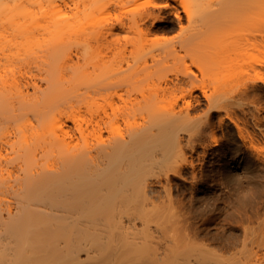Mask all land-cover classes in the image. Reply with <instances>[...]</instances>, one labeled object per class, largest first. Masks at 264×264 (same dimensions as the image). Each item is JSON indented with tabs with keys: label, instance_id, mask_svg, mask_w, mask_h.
<instances>
[{
	"label": "bare ground",
	"instance_id": "6f19581e",
	"mask_svg": "<svg viewBox=\"0 0 264 264\" xmlns=\"http://www.w3.org/2000/svg\"><path fill=\"white\" fill-rule=\"evenodd\" d=\"M110 1L0 0V264H264V60L162 103L218 56L151 37L193 19L189 0L119 22ZM233 11L264 45V0Z\"/></svg>",
	"mask_w": 264,
	"mask_h": 264
},
{
	"label": "rangeland",
	"instance_id": "374dc122",
	"mask_svg": "<svg viewBox=\"0 0 264 264\" xmlns=\"http://www.w3.org/2000/svg\"><path fill=\"white\" fill-rule=\"evenodd\" d=\"M141 1L111 0L110 21L125 20L131 10L143 5ZM248 1L232 0L230 5L225 3V11H222L221 6L224 0H189L193 19L189 20L184 13L182 29L176 26L171 32L160 31L151 35V37H168L175 42L182 39L194 40L195 50L188 53V62L206 59L210 55L218 56L216 72L198 73L187 83L168 86L166 91L160 90L161 96L158 99L162 103L173 100L183 101L185 97H190V90L193 95L198 94L202 103L206 102L204 91L209 93L218 85L230 89L234 84H243L246 77L251 73L254 74L257 67L262 68L259 62L264 60V45L261 41H258V45L251 44L248 41L250 35L247 33V26L241 19H234L233 6L245 5ZM169 26L173 27L174 24L171 23ZM262 70L264 71V68ZM259 84L264 86L263 82ZM138 87L140 92L150 94L154 88V79L145 78ZM261 93L264 94L263 89ZM113 97L116 102L121 103V98H127V93L120 88ZM121 126L123 127L124 123ZM217 136L223 139L222 129L218 130Z\"/></svg>",
	"mask_w": 264,
	"mask_h": 264
}]
</instances>
